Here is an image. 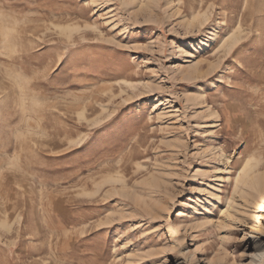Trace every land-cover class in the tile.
<instances>
[{"label": "rangeland", "instance_id": "374dc122", "mask_svg": "<svg viewBox=\"0 0 264 264\" xmlns=\"http://www.w3.org/2000/svg\"><path fill=\"white\" fill-rule=\"evenodd\" d=\"M10 6L47 107L22 125L0 101V169L20 134L43 153L0 184V264H263L264 184L237 181L248 159L264 174L261 0Z\"/></svg>", "mask_w": 264, "mask_h": 264}, {"label": "clouds", "instance_id": "9594fccd", "mask_svg": "<svg viewBox=\"0 0 264 264\" xmlns=\"http://www.w3.org/2000/svg\"><path fill=\"white\" fill-rule=\"evenodd\" d=\"M11 0H0V101L12 98L15 109L21 117V124H26L29 114L37 115L47 107L46 95L40 87L48 78L47 70L28 68L25 57L31 52L28 31L30 21L12 11ZM18 151L13 155L6 168L0 169V184L8 175L27 176L35 174L37 158L43 154L39 145L28 142L27 134L16 136ZM17 188L20 184L17 183ZM42 227L48 228L43 222ZM10 264H72L66 253L50 250L43 259L28 261L18 258Z\"/></svg>", "mask_w": 264, "mask_h": 264}, {"label": "bare ground", "instance_id": "6f19581e", "mask_svg": "<svg viewBox=\"0 0 264 264\" xmlns=\"http://www.w3.org/2000/svg\"><path fill=\"white\" fill-rule=\"evenodd\" d=\"M62 27V26H61ZM64 27V26H63ZM64 28H66V27H64ZM232 38H233V40H234V37L233 36H231ZM235 40H239L238 38L237 39H235ZM231 42V41H230ZM233 42V41H232ZM235 42H237V41H235ZM234 42V43H235ZM233 44V43H232ZM234 45H232V47H233ZM231 47V48H232ZM253 168H254V165H253V163H252V159H248L247 161H246V163L243 165V167H242V169H241V171L239 172V175H238V180L237 181H240V182H243V183H245V184H247L248 183V180L250 179L251 180V182L253 183V185L255 186V187H259V186H261V185H263L264 184V174L261 176V178H257L256 176H252V171H253ZM249 180V181H250ZM261 219L263 220V225H261V227H260V229H259V239H264V202H263V204H262V210H261ZM176 232L179 234L180 233V224L178 225V227H177V229H176ZM193 248H194V245H192L191 247H189V249H190V251H192L193 250ZM259 248H260V246H259ZM258 250H260L258 253H256L255 255L256 256H261L262 254H264V251H262L263 249L262 248H260V249H257V251ZM191 259H192V261H194L195 262V260H196V257H195V255L194 254H192L191 255ZM264 264V263H263Z\"/></svg>", "mask_w": 264, "mask_h": 264}, {"label": "snow or ice", "instance_id": "6c2138e0", "mask_svg": "<svg viewBox=\"0 0 264 264\" xmlns=\"http://www.w3.org/2000/svg\"><path fill=\"white\" fill-rule=\"evenodd\" d=\"M261 3L264 4V0H261ZM208 22L206 21V24ZM93 31H95V29H92ZM108 43H114V41H109ZM120 47H124V45H120ZM253 70L254 74H258L260 72H264V65H261L260 69H256L255 67L251 68ZM131 182V181H130ZM87 195V194H85ZM74 203L76 204H81V203H87V201H75ZM127 206V205H126ZM82 235V234H81Z\"/></svg>", "mask_w": 264, "mask_h": 264}]
</instances>
